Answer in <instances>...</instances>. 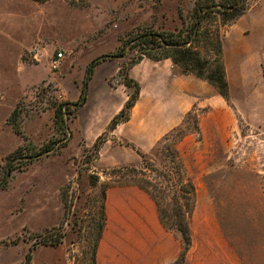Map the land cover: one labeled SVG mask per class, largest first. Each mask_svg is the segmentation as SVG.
Segmentation results:
<instances>
[{
  "label": "rangeland",
  "instance_id": "obj_1",
  "mask_svg": "<svg viewBox=\"0 0 264 264\" xmlns=\"http://www.w3.org/2000/svg\"><path fill=\"white\" fill-rule=\"evenodd\" d=\"M196 1L0 0V183L7 181L0 190V264H94L99 227L105 220L104 234L108 223V193L120 188L146 196L157 210L156 199L138 184L152 181L171 208V179L179 172L196 185L192 242L180 258L181 235L164 226L157 210L178 247L169 264H264V0L252 1L229 25L203 24L244 48V72L238 60V73L231 74L238 93L232 96L230 88L224 98L230 112L221 137L209 129V109L199 106L174 129L189 126L181 142L172 130L151 150L128 142L122 129L109 130L111 122L95 130L93 121L104 115L98 99L67 119L69 129L56 123L55 107L80 98L94 59L123 48V58L98 66L111 68L118 60L121 69L129 66L141 55L125 45L131 34L182 28ZM60 51L64 59L53 69ZM121 69L109 79L111 92L124 81ZM188 136L193 140L183 144ZM47 146L55 148L32 157ZM57 237L61 243L54 244ZM145 258L149 264L155 259L149 252Z\"/></svg>",
  "mask_w": 264,
  "mask_h": 264
},
{
  "label": "crops",
  "instance_id": "obj_2",
  "mask_svg": "<svg viewBox=\"0 0 264 264\" xmlns=\"http://www.w3.org/2000/svg\"><path fill=\"white\" fill-rule=\"evenodd\" d=\"M223 49L231 94L237 95L238 77L232 75L238 73V60L240 71L244 72L243 57H239L244 48L237 39L226 38ZM112 64L111 68L98 66L90 83L87 104L100 100L98 109L102 108L104 113L101 119H97L99 121H93L95 130L109 125L134 90L120 81L111 92L109 79L122 67L121 60ZM129 73L140 83L141 93L130 119L119 124L115 134L122 129V135L128 142L140 149L151 150L180 126L196 106L208 108L209 117L205 118L210 120L209 129L213 127L217 137L224 134L226 124L222 119L228 116L230 105L207 81L194 74H183L170 58L156 61L145 57L133 65ZM206 129L204 126L203 131ZM192 140L193 136H188L183 144ZM123 190L115 188L108 193V223L98 248V264H149L145 258L148 252L155 257L150 264H169L178 247L160 222L158 209L152 201L146 200V196L130 195ZM162 257L164 260L160 261Z\"/></svg>",
  "mask_w": 264,
  "mask_h": 264
},
{
  "label": "trees",
  "instance_id": "obj_3",
  "mask_svg": "<svg viewBox=\"0 0 264 264\" xmlns=\"http://www.w3.org/2000/svg\"><path fill=\"white\" fill-rule=\"evenodd\" d=\"M252 1L255 0H197L193 9L191 20L187 25L175 31H154L144 30L131 36L125 40V45H132V48H138L141 55L136 57L129 66H124L121 71L124 75V83L128 87L133 88V92L127 100L123 109L112 119L109 130L115 129L120 123L130 119L132 108L136 105L140 93L141 86L138 81L130 77V69L133 65L140 62L143 58L159 61L170 58L173 62L182 68L183 74H194L199 79L205 80L213 85L218 92L227 100L230 98V85L227 78L226 64L224 60L223 37L220 29L215 31L205 29L203 24L207 20L221 21L223 25H229L238 20L246 13ZM202 49L213 51V56L210 58L204 57ZM127 51L119 48L117 51L104 54L94 59L87 67L84 84L80 98L76 101H63L55 107L56 123L61 129H69L67 119L72 116L76 117L77 112L85 106L89 97V86L94 76L96 67L104 60H114L123 58ZM19 109L17 108L12 118L18 116ZM74 117V118H75ZM11 118V120H12ZM187 125L173 130L171 133L177 142L188 133ZM18 130V129H17ZM19 131V130H18ZM170 137V133L167 134ZM100 139L96 142L99 146ZM53 146H47L43 152L37 153L35 156H42L54 149ZM18 155L15 151L12 156ZM172 188L174 190L173 203L171 208L163 205L155 192L158 191L159 185L152 181L144 183L139 182V186L156 199L160 218L166 228L181 235L182 251L180 258H185L191 246V216L196 204V185L193 180L187 177L184 173L171 179ZM7 186V181L0 183V190ZM154 188L150 191L149 187ZM162 189V188H161ZM160 190V188H159ZM105 214V213H104ZM105 220L101 224L100 233L95 243L94 264L97 262L98 247L103 235ZM62 237H57L54 244L61 243ZM32 259L31 254L28 255V262Z\"/></svg>",
  "mask_w": 264,
  "mask_h": 264
},
{
  "label": "built area",
  "instance_id": "obj_4",
  "mask_svg": "<svg viewBox=\"0 0 264 264\" xmlns=\"http://www.w3.org/2000/svg\"><path fill=\"white\" fill-rule=\"evenodd\" d=\"M64 59V53L62 51L58 52L56 56H54L51 60V66L53 69H57L60 67L62 61Z\"/></svg>",
  "mask_w": 264,
  "mask_h": 264
}]
</instances>
